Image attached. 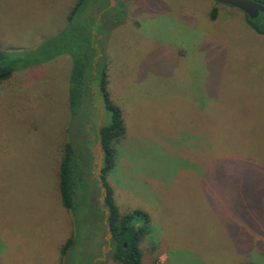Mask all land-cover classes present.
I'll return each mask as SVG.
<instances>
[{"label": "rangeland", "instance_id": "rangeland-1", "mask_svg": "<svg viewBox=\"0 0 264 264\" xmlns=\"http://www.w3.org/2000/svg\"><path fill=\"white\" fill-rule=\"evenodd\" d=\"M76 1L0 0V49L30 61ZM95 1L106 39L95 46L127 131L107 180L121 212L151 218L142 264H264V35L215 0H111L127 8L114 17ZM71 67L60 54L0 83V264H122L99 142L92 183L82 179L72 209L61 197L66 141H93L107 120L95 102L74 123Z\"/></svg>", "mask_w": 264, "mask_h": 264}, {"label": "trees", "instance_id": "trees-1", "mask_svg": "<svg viewBox=\"0 0 264 264\" xmlns=\"http://www.w3.org/2000/svg\"><path fill=\"white\" fill-rule=\"evenodd\" d=\"M256 1L264 4V0ZM106 3L104 11H113V17L115 13H119L120 16L126 15L127 8L125 3L124 5H119V1H116L113 5L111 0H107ZM98 5L99 3L96 1L95 4L94 2L92 3V0H77L68 14L66 26L59 33L46 40L38 47V50L36 48L34 51L38 52V54H33L30 61L22 63L21 57L11 58L6 51L0 49V83L8 79L18 66L20 69H25L60 54H68L71 57L72 67L70 71L68 105L74 123L77 122L79 111L95 102L105 110L103 117H107V120L104 118L106 122L98 130L94 123L96 137H94L93 141L90 136L91 139L89 141L79 142L77 136L75 138L72 136L77 130L75 124L71 123L68 127L67 131L72 138H69L64 146L59 171V189L63 203L68 209H72L74 207L76 189L81 181L86 180L89 184L92 183L88 178L96 167L95 145L99 142L104 154L100 170L101 179L99 180L102 181L106 189L107 222L109 231L112 234L114 256L122 264H141L143 252L140 244L147 231H150L151 218L147 212L141 209L121 212L116 204L113 188L107 180L108 174L117 165L118 147L126 134V124L123 110L112 99L109 90L106 52L105 54L99 53L95 46L97 45L95 42L98 40L106 42L105 36L99 37V33L94 32L92 27V21L100 17L101 8L100 10L96 9ZM105 12H102L101 16ZM216 16L217 12L213 10L212 18ZM246 18L257 33L264 35V12H261L256 18H250L246 14ZM45 50L48 51L47 54ZM101 61L103 63L102 66ZM87 100H92L93 102L86 106ZM83 178L84 180H82ZM73 242L72 238L66 242L62 247V254L67 251Z\"/></svg>", "mask_w": 264, "mask_h": 264}, {"label": "water", "instance_id": "water-1", "mask_svg": "<svg viewBox=\"0 0 264 264\" xmlns=\"http://www.w3.org/2000/svg\"><path fill=\"white\" fill-rule=\"evenodd\" d=\"M227 4L245 12L250 18H256L264 12V4L256 0H215Z\"/></svg>", "mask_w": 264, "mask_h": 264}, {"label": "crops", "instance_id": "crops-1", "mask_svg": "<svg viewBox=\"0 0 264 264\" xmlns=\"http://www.w3.org/2000/svg\"><path fill=\"white\" fill-rule=\"evenodd\" d=\"M127 132V131H126ZM117 160H118V158H117ZM142 264V263H141Z\"/></svg>", "mask_w": 264, "mask_h": 264}]
</instances>
